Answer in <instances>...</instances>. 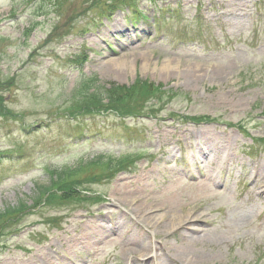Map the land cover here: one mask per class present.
<instances>
[{"label": "rangeland", "instance_id": "1", "mask_svg": "<svg viewBox=\"0 0 264 264\" xmlns=\"http://www.w3.org/2000/svg\"><path fill=\"white\" fill-rule=\"evenodd\" d=\"M137 80L163 94L98 104L87 89ZM0 107V211L70 167L54 197L0 222V264H181L166 256L181 245L207 264H264V0H0ZM206 136H231L233 160L182 229L204 240L186 246L175 225L144 221L161 210L123 197L163 201L177 175L204 179Z\"/></svg>", "mask_w": 264, "mask_h": 264}, {"label": "bare ground", "instance_id": "2", "mask_svg": "<svg viewBox=\"0 0 264 264\" xmlns=\"http://www.w3.org/2000/svg\"><path fill=\"white\" fill-rule=\"evenodd\" d=\"M228 67L225 68H217L213 70L212 76L213 75H224V71H227ZM224 69V71H223ZM187 82L191 81L194 82L195 79H200V75H197L196 73L189 72L186 76ZM220 136H206L203 138H200V142L198 143L199 146H201V152L200 155L207 157L208 160V165H207V171H204L205 178L196 182V183H191L183 179L182 176L177 175L176 179H170L169 180V188H165L164 192H161V196L165 197L163 201L161 197L157 196L156 197H146V200L143 202L141 201L140 197H133L134 199L128 200L126 197H123L124 202L128 203V206H130V211L138 210L141 213H147V211L150 212L151 209H159L162 211V216L159 219H155V216L152 217V215L149 216V218H144L145 222H148L150 224V221L155 226V229H163L164 226L166 228H170L171 226L175 225L181 232H182V237L183 240L185 241L186 246H188L189 243H193L194 245H198L201 241L204 240L202 236H190L187 234L185 230L182 231L184 228H191L192 230H196L195 226L192 224L194 221L202 218L204 216L202 212V208L208 204L210 200L218 196L219 192L215 186L218 184V178H220V175L222 174V170L228 168L233 160V155L229 150L226 148L229 147L231 141V136H227L225 138V142L222 143L220 141ZM227 145V146H226ZM230 148V147H229ZM200 149V148H199ZM210 153H213L211 156ZM141 177L142 174L138 177L139 180H134V179H128L126 182H122L123 184L121 185L120 188H123L122 191L128 192V190H125L127 186H132L137 183H141ZM146 182H142V185H145ZM127 185V186H126ZM259 186V185H258ZM260 187V186H259ZM190 192V194H193L192 198L194 200H191L189 204H184L182 206H178L174 201L169 203H165L166 199H169L170 196L174 195L176 192ZM156 192V191H154ZM260 196H264V188H260ZM159 203V204H158ZM134 206H137V208H133ZM253 209V208H252ZM142 210V211H141ZM254 210V209H253ZM253 210H249L250 212H253ZM179 211L177 214L176 212ZM168 214H174L172 218L170 219L168 217L167 223L164 224L163 222L166 221L164 216ZM152 217V218H151ZM243 218L245 221L248 218V213L243 214ZM163 223V224H162ZM176 223V224H175ZM162 224V225H161ZM173 226L172 228H174ZM194 232V231H192ZM162 232H155L156 235H160ZM213 241L216 243L218 242L221 244L225 240L221 236L213 237ZM217 243V244H218ZM219 246V245H218ZM168 251H166V256L167 260L171 262H181V264H207L209 263L210 257L209 255H206L199 251V254H195L194 252L192 253L188 247H185L181 245L178 249L177 246L176 248L169 246L167 247ZM134 250V249H133ZM142 251V250H141ZM232 260H236L235 256L231 257ZM215 260V259H214Z\"/></svg>", "mask_w": 264, "mask_h": 264}, {"label": "trees", "instance_id": "3", "mask_svg": "<svg viewBox=\"0 0 264 264\" xmlns=\"http://www.w3.org/2000/svg\"><path fill=\"white\" fill-rule=\"evenodd\" d=\"M77 89V88H76ZM88 90H85L86 92L88 91L94 99L97 100L98 104H102L104 99H108L115 95V92H118V95H122L125 97H131L132 99L138 98L141 100H145L146 96L145 94H149L150 96H155L159 97L162 95L159 90H157L154 85L150 84L148 81H143V80H137L132 86H126V87H112L109 88L107 85L101 86V84H95L93 86H89L87 88ZM150 90L153 91V93H150ZM116 99V98H114ZM112 99V100H114ZM4 108L0 107V112L3 111ZM9 114V112H6ZM88 118H94L87 116ZM40 127V126H37ZM45 128L49 127L48 124L43 126ZM76 140V139H75ZM19 157H23L24 154H18ZM83 164H81L79 167H82ZM119 165H114L113 163H110V169H113L114 167L116 168ZM69 169L65 168H60L57 170V172L51 176L49 180H46L44 182V185L34 187L33 189V195L36 196L35 198L28 199V200H22L18 205H10L8 208H5L3 211H0V222H2L5 218L10 217L11 215H17L20 212H23L26 208H29V202L36 203L38 199H51L54 197L55 193L60 191L65 184L67 183V178L69 177ZM65 169V170H63ZM30 203V204H31Z\"/></svg>", "mask_w": 264, "mask_h": 264}]
</instances>
